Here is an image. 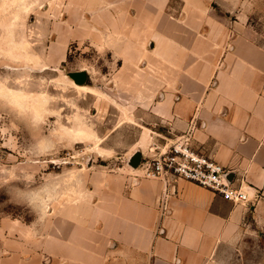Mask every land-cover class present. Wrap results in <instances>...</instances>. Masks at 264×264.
<instances>
[{
    "label": "crops",
    "instance_id": "1",
    "mask_svg": "<svg viewBox=\"0 0 264 264\" xmlns=\"http://www.w3.org/2000/svg\"><path fill=\"white\" fill-rule=\"evenodd\" d=\"M206 1L183 0L174 17L169 0H98L107 14L98 23L127 69L158 62L160 85L175 89L152 104L163 127L157 135H188L194 151L230 170L250 202L233 204L183 179L143 178L130 167L104 176L99 202L79 219V229L103 242L78 244L66 234L26 250L20 243V264H264V48L238 36L225 47L218 33L204 32ZM154 38L159 47H144Z\"/></svg>",
    "mask_w": 264,
    "mask_h": 264
},
{
    "label": "rangeland",
    "instance_id": "2",
    "mask_svg": "<svg viewBox=\"0 0 264 264\" xmlns=\"http://www.w3.org/2000/svg\"><path fill=\"white\" fill-rule=\"evenodd\" d=\"M182 3L169 0L166 13L179 17ZM206 3L211 11L204 32L218 33L216 40L224 41L225 47L233 45L234 36H238L264 48V0ZM108 9L112 12V7ZM99 15L107 14L98 0H39L29 21L37 25L34 51L43 69L31 74L32 90H42L40 81H47L41 86L50 95H63L77 106L79 122L73 126L63 118L75 109L62 102L50 103V110L64 108L61 124L69 127L60 128L59 138L51 135L57 130L56 116L34 125L30 119L0 113V264H20V243L26 250L66 234L78 244L87 243V239L103 242L95 233L79 229L82 213L99 202L96 191L104 176L129 169L132 154L145 150L151 137L163 141L156 133L163 127L152 104L168 89H175L160 85L158 62L152 60L146 68L140 62L134 70L127 69L121 55H114L112 37L103 33ZM195 42L203 47L205 40ZM159 45V39L154 38L146 40L144 47L153 50ZM78 71L88 73L84 85L75 84L69 76ZM145 78L154 79L152 83L157 85H129L130 80ZM41 141L49 145L44 152L39 148ZM69 173L77 177L75 181ZM43 201L50 204L48 218L33 224Z\"/></svg>",
    "mask_w": 264,
    "mask_h": 264
},
{
    "label": "clouds",
    "instance_id": "3",
    "mask_svg": "<svg viewBox=\"0 0 264 264\" xmlns=\"http://www.w3.org/2000/svg\"><path fill=\"white\" fill-rule=\"evenodd\" d=\"M38 2L39 0H0V70L4 73L0 74V113L13 115L16 119H30L34 125L47 123L49 117L56 116L59 124L55 121L57 130L51 135L59 137L61 127L69 129L61 124L64 108L50 110L49 104L62 102L66 107L75 109L72 114L63 117L73 126L79 122V114L77 106L68 102L70 99L63 95H50L45 86H41L42 82L46 85L47 81H40L42 90H32L31 74L43 70L38 63L39 54L34 51L37 45V25L29 23L35 16ZM48 147L46 141H41V152ZM69 178L75 181L77 177L69 173ZM42 203L44 207L33 224L44 223L48 218L47 209L50 204L47 201Z\"/></svg>",
    "mask_w": 264,
    "mask_h": 264
},
{
    "label": "built area",
    "instance_id": "4",
    "mask_svg": "<svg viewBox=\"0 0 264 264\" xmlns=\"http://www.w3.org/2000/svg\"><path fill=\"white\" fill-rule=\"evenodd\" d=\"M155 139L143 154L138 169L140 177L150 179H183L206 188L233 204L250 202L249 195L234 185L230 170L212 158L194 151L188 135Z\"/></svg>",
    "mask_w": 264,
    "mask_h": 264
},
{
    "label": "water",
    "instance_id": "5",
    "mask_svg": "<svg viewBox=\"0 0 264 264\" xmlns=\"http://www.w3.org/2000/svg\"><path fill=\"white\" fill-rule=\"evenodd\" d=\"M69 76L77 85H84L88 80V73L86 71L72 72L69 74ZM141 158V152L136 151L134 154H132L129 160V166L133 169H137L140 164Z\"/></svg>",
    "mask_w": 264,
    "mask_h": 264
}]
</instances>
